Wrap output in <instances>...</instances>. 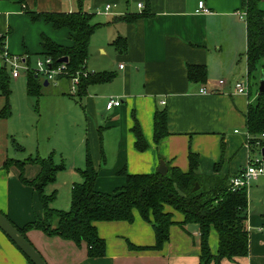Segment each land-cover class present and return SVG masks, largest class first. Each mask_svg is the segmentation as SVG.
<instances>
[{
    "label": "crops",
    "instance_id": "obj_1",
    "mask_svg": "<svg viewBox=\"0 0 264 264\" xmlns=\"http://www.w3.org/2000/svg\"><path fill=\"white\" fill-rule=\"evenodd\" d=\"M79 1L0 0V37L11 53L27 57V62L30 59L31 63L33 54L42 55L43 36L63 46H71L73 42L70 29H56L44 19L33 20L29 11L72 13L82 9L89 13L103 2L113 6L114 15L105 14L112 16L105 24H118V27L115 34L98 49L115 64L118 63V68L111 66L115 68L112 71L117 72V77L111 82L89 85L83 96L86 98L84 108L86 106L88 113L95 118L94 131L91 129L93 135L87 139L91 142L90 154L98 171L97 190L112 192L125 185L127 179L122 170L127 173H156L161 160L168 168L177 166L187 172L190 152L198 154V170L206 176L217 170L220 175L231 178L247 165L255 149L248 146L246 114L254 101L253 92L258 95L259 88L254 90L250 82V91L246 95L237 92L235 87L236 82L248 75V33L246 18L242 16L246 11L243 0H132L133 6L129 3L121 5V8L120 0ZM201 1L207 12L200 11ZM139 3L142 8L138 7ZM145 10L148 12L145 17L132 22L123 19ZM119 36L126 37L127 48L123 52L112 44ZM115 50L118 54L113 53ZM122 64L124 66L120 68ZM188 65H205L208 79L205 82L190 81ZM86 68L89 70V61ZM105 70L109 69H93L94 72ZM221 79L226 81L223 85L219 84ZM204 87L214 92L204 93ZM109 97L119 98L121 105L108 110L105 104V111L111 113L108 120L101 124L98 122L97 106L105 98L107 103ZM3 98L0 99V112L6 104ZM72 98L80 103L83 101L75 95ZM11 109L10 105V112L0 117L5 126L0 135L6 134L0 137V210L18 226H23L36 215H42L43 207L38 193L20 178L17 160H24L18 159L19 156L12 157L13 152L21 147H16L14 135L17 133H8L14 114ZM158 110L167 111L168 134L155 142L154 117ZM136 121L148 143L145 151L135 147L136 138L132 129ZM111 130L118 132L111 149H108L104 134ZM99 137L101 154L97 143ZM88 149L86 147L83 158L85 166ZM110 151L112 159L109 158ZM8 160L15 163L6 168ZM78 161L80 164H70L72 180L63 184V197L61 185L56 184L57 178L50 183L52 185L46 186L50 191L48 194L56 192L52 203L56 209L64 210L71 206L73 185L80 183L76 181H79L80 171L85 168L79 166L83 160ZM28 165V173L32 174L35 170L33 166L38 164H26L24 168L25 176L31 180L41 168L38 165V172L27 176ZM261 182L252 187L250 197L248 194V254L211 264H264V186ZM67 190L68 195L65 193ZM252 195L257 204L253 203ZM167 210L173 212L177 223L171 226L170 239L161 250L130 247V244L142 247L155 244L152 225L144 221L138 211H135L132 223L96 222L99 234L106 240V255L103 257H89L86 242L78 245L40 229L29 230L26 236L48 264H200L199 226L195 223L182 226L184 215L172 207H167ZM209 243L213 253H216L218 233L214 228L211 229ZM0 264H30L1 229Z\"/></svg>",
    "mask_w": 264,
    "mask_h": 264
},
{
    "label": "trees",
    "instance_id": "obj_2",
    "mask_svg": "<svg viewBox=\"0 0 264 264\" xmlns=\"http://www.w3.org/2000/svg\"><path fill=\"white\" fill-rule=\"evenodd\" d=\"M260 3L261 0H243V7L247 12L249 77L264 59V8L260 6ZM29 14L33 20L44 19L56 29L68 28L72 32L73 44L71 46L59 45L47 36L42 37V55L51 57L53 66L60 65L59 60L62 57H68V62H65V73L59 78H72L78 71L87 69L91 37L101 25L92 23L94 14L84 12L82 9L72 13L29 11ZM147 15L148 12L145 10L143 13L128 15L123 19L132 22ZM2 40L3 38L0 37V45L3 43ZM112 44L117 50L123 52L127 48L126 37L119 36ZM261 69L264 72V64ZM116 77L117 72L112 70L91 71L88 77L81 78L75 96L81 100L86 95L89 85L111 82ZM188 77L192 82H205L208 79L207 67L188 65ZM42 86L39 77L33 70H30L27 73L28 95L40 96ZM0 94L7 99L5 108L0 112V117H2L10 112L11 94L7 68L2 64L0 65ZM246 127L253 137L264 133V93L259 92L255 102L250 103L246 114ZM132 130L136 138V149L145 151L148 143L137 121ZM167 134V111L158 110L154 117L155 142H159ZM250 142L254 143L255 139H251ZM198 162V154L190 152V168L187 172L177 166H169L165 175L158 172L127 173L122 170L127 179L126 184L112 192H102L95 187L98 171L88 149L86 166L80 171L83 181L73 185L70 209L61 210L51 206L56 198V192L48 194L45 188L56 181L57 173L64 166L54 165L51 157H30L24 161L17 160L20 178L23 183L31 186L38 193L43 214L36 215L23 226H18L7 217L25 236L29 230L40 229L49 235H59L72 240L78 245L86 242L89 257H103L106 255V240L99 234L96 222L127 221L132 223L135 219V211H138L142 219L152 225L155 244L146 247L130 244V247L161 250L170 239L171 226L177 223L173 212L167 210V207H172L184 215L182 226L190 223L199 226L200 264H211L213 261L219 262L225 258L231 260L246 256L249 252L247 189L232 191L229 188L230 176H222L217 170L212 175L201 174L198 170ZM12 163L15 161L8 160L5 167H9ZM28 163L38 164L41 168L39 174L31 180L24 176V168ZM196 183H199L200 187L194 191ZM212 228L218 233L216 253H213L209 243ZM26 238L28 239L27 236ZM26 258L30 264H33L27 256Z\"/></svg>",
    "mask_w": 264,
    "mask_h": 264
},
{
    "label": "rangeland",
    "instance_id": "obj_3",
    "mask_svg": "<svg viewBox=\"0 0 264 264\" xmlns=\"http://www.w3.org/2000/svg\"><path fill=\"white\" fill-rule=\"evenodd\" d=\"M131 2L132 0H120L121 4L119 8H121V5H126ZM105 5L106 3L103 2L98 8L92 11L88 10L89 13L94 14L92 23L102 24L100 27H98V29L91 37L89 45V56L87 60L89 61L90 71H93V69L104 68L115 70V68H111V66L117 67L118 64H115L112 60H110L109 57L104 56V54L101 53L98 49L100 44H102L103 42H107L106 40H108L113 34H115L116 28L118 27V24L117 26H110L109 24H105L108 21V18H112V16L110 17L103 13ZM131 5L133 6V3H131ZM260 6L264 8V0H261ZM109 47H111V45ZM113 53L118 54L116 50ZM39 59L43 60L44 55L33 54L31 56V63H29L30 69L33 70L37 68V61ZM263 64L264 59L261 60L260 64L257 67V70L250 75V82L254 90L260 87L262 72L261 66ZM6 68L7 74L10 79L11 88L9 103L13 108V110L11 109V111H13L14 113L13 118L10 119V127L8 133H17V135H14L17 142L16 147L18 149L19 146L21 147L19 150L16 149V152H13L12 157L19 156L18 159L20 160H27L30 157H51L54 165L64 166V168L57 173L56 182V184L59 183L61 185V194L63 197V184L66 182L68 183L70 182V180H72L70 176V164L73 162H77V164H80L78 163V160L81 159L83 160V163L81 161V165L79 166L84 168L85 159L83 158H85L86 147H89V150L91 152V142L87 138H90V136L93 135L95 118L91 115V113H88L86 106L84 108V105H86L85 97L83 98V101L81 103L72 98V95H75L76 92L72 89L73 82L71 78H60L54 81H50L49 85H44L46 77L43 74H40L39 80L41 81L43 86L41 88L40 96L36 97L27 94V70H22L21 76L19 78H14L12 77L10 66ZM86 71L88 70L86 69ZM256 93L254 91L252 95L254 99L253 103L258 96L256 95ZM2 97H4L3 99L7 104L6 97L0 94V99H2ZM105 104L106 98L100 106H97V110L99 112L98 122L101 124L104 121L108 120V116L111 113L110 111H105ZM4 128L5 126L3 122H0L1 132L4 130ZM91 129L93 130L92 132ZM117 132L118 130L105 132V143L108 146V149H111V145H113V143L115 142L114 140ZM100 134L102 135V131H100ZM5 135V133L1 134L0 137L3 138ZM97 143L101 154L102 142L100 137ZM262 148L255 149V151L252 152V156L262 157ZM109 153V158L112 159L113 156L111 155V151ZM28 167L29 165L27 166L26 170V173L28 174L27 176H34V174L38 172V165L33 166L35 170L32 172V174L28 173ZM30 169L31 168H29V170ZM82 180L83 177L79 174V181L76 182H81ZM260 182L264 186V176H260L257 181L252 183L251 187L248 190L249 197L251 195L252 187L256 186L257 183ZM45 192H50L48 187L45 188ZM65 193H67L68 195V190ZM252 196L253 203L257 204V199L254 197V195Z\"/></svg>",
    "mask_w": 264,
    "mask_h": 264
},
{
    "label": "built area",
    "instance_id": "obj_4",
    "mask_svg": "<svg viewBox=\"0 0 264 264\" xmlns=\"http://www.w3.org/2000/svg\"><path fill=\"white\" fill-rule=\"evenodd\" d=\"M138 7L142 8L143 5L141 3L138 4ZM200 11L207 12L208 9L205 7L203 1L199 2ZM113 6L111 4H106L105 7V14H113ZM242 16L246 18L247 12H243ZM0 61L1 64L5 67L10 66L12 71V77L19 78L22 74V70H27L28 72L30 69V65L27 62L26 58H23L20 55H16L11 53L8 48L2 44L0 45ZM123 64L120 65V68H123ZM66 63L61 62L58 66H53V59L49 56H45L43 60L39 59L37 61V68L33 69L37 76L43 74L46 77L48 82L54 81L56 77L65 73ZM89 72L86 70L78 71L75 76L71 78L73 82L72 89L77 92L78 85L81 81L82 77H88ZM226 81L224 79L219 80V84L223 85ZM236 91L239 93H244L246 95L249 94L250 91V77L249 74L243 78L242 80L236 82L235 84ZM202 92H214L206 87L202 88ZM162 103H165L164 101ZM121 105V100L116 97H109L106 103V109L111 110L117 106ZM247 139H248V146L250 148L258 149L262 148V140H264V133L260 134L257 137H253L250 132L247 131ZM255 139L254 143H251V139ZM263 149V148H262ZM262 150V157H253L251 156L247 165L240 169L235 175H233L229 180V188L232 191H237L240 189H247L251 187L252 183L256 181L260 176L264 175V156Z\"/></svg>",
    "mask_w": 264,
    "mask_h": 264
},
{
    "label": "water",
    "instance_id": "obj_5",
    "mask_svg": "<svg viewBox=\"0 0 264 264\" xmlns=\"http://www.w3.org/2000/svg\"><path fill=\"white\" fill-rule=\"evenodd\" d=\"M60 62H68V57H62ZM58 77L55 78L57 80ZM47 80L44 81V85H48ZM259 92L264 93V73H262L260 80ZM264 154V149H263ZM168 165L164 160L160 161L157 172L165 175L168 172ZM200 187L199 183H196L194 191ZM0 229L7 235L11 241L20 249V251L29 258L33 264H48L42 254L36 249V247L26 238V236L18 230V228L11 222V220L0 210Z\"/></svg>",
    "mask_w": 264,
    "mask_h": 264
}]
</instances>
